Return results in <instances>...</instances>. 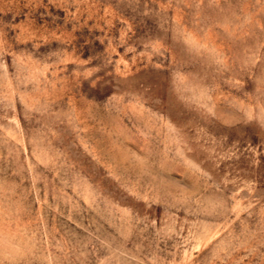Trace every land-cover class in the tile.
<instances>
[{
  "label": "rangeland",
  "instance_id": "1",
  "mask_svg": "<svg viewBox=\"0 0 264 264\" xmlns=\"http://www.w3.org/2000/svg\"><path fill=\"white\" fill-rule=\"evenodd\" d=\"M0 264H264V0H0Z\"/></svg>",
  "mask_w": 264,
  "mask_h": 264
}]
</instances>
